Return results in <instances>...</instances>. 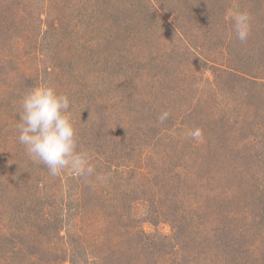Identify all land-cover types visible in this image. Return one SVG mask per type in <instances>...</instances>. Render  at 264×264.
I'll return each instance as SVG.
<instances>
[{"label":"rangeland","instance_id":"1","mask_svg":"<svg viewBox=\"0 0 264 264\" xmlns=\"http://www.w3.org/2000/svg\"><path fill=\"white\" fill-rule=\"evenodd\" d=\"M79 1L0 0V264H264V0H126L118 11L114 0L104 14L96 1L89 22L91 1L75 15ZM234 9L251 16L243 43ZM42 84L69 98L76 132L133 142L112 166L92 159V187L100 184L67 216L71 230L38 208L61 174L33 161L14 168L22 98ZM86 98L81 112L73 107ZM130 185L145 200L133 207L141 196L123 198ZM107 191L117 199L106 203ZM64 192L75 188L64 185L59 201ZM80 212L99 223L80 224ZM68 248L78 251L73 263Z\"/></svg>","mask_w":264,"mask_h":264},{"label":"clouds","instance_id":"2","mask_svg":"<svg viewBox=\"0 0 264 264\" xmlns=\"http://www.w3.org/2000/svg\"><path fill=\"white\" fill-rule=\"evenodd\" d=\"M231 20L236 39L242 43L247 41L250 14L234 9ZM70 107L69 98L57 92L54 85L42 84L31 88L22 98L17 139L27 155L34 162L46 166L51 176H58L65 170L82 177L91 176L95 169L88 155L77 151L76 129L69 114ZM168 116L167 111L162 112L158 116L159 122H164ZM189 135L197 138L200 132L191 131Z\"/></svg>","mask_w":264,"mask_h":264},{"label":"trees","instance_id":"3","mask_svg":"<svg viewBox=\"0 0 264 264\" xmlns=\"http://www.w3.org/2000/svg\"><path fill=\"white\" fill-rule=\"evenodd\" d=\"M51 1H53V0H51ZM86 1H84L83 3H81L79 1L78 2V7L74 8V9L76 11L75 15H79V14H82V13L85 12L84 16L86 15L87 18H85V19L88 22L93 17V7L95 6L94 2H96V1L99 2V4L97 3V5H98L97 8L99 7L98 10L100 9V11L103 14L107 13V11H110V10L113 12V10H114V3H113L114 0H90L91 3L89 4V10L85 8L84 12H82V10L79 7L80 6L81 7H88L87 6L88 3H85ZM58 3H59V0H58ZM80 4H82V5H80ZM126 4H127L126 0H118V1H116V4H115L116 11L121 10L123 8V6L126 5ZM66 5H70V7L67 8L68 11H70L71 7L75 6V2L74 1L73 2H68V3H66ZM56 8H58V7H56ZM67 22H70V21H67ZM116 22H124V20H123L122 17H118ZM168 23L170 24V22H168ZM58 29H59V26L57 24H56V29L54 28V26L51 25L52 32L54 30H58ZM47 33L48 32H42L41 31L40 35L38 36L37 41L40 43V39H43V36L47 37L46 36ZM130 67H129L128 63H126L125 61L122 62V69L125 71V74H127L126 75L127 81L130 80V79H134L135 76H136L134 71H132L133 69L130 68ZM46 72H47V70H45V73ZM35 75H36V77H39V71L35 72ZM83 99L81 100L80 103H78L77 105L74 104V106H73L76 109H78L80 112H81V110L79 109V108H81L80 105L82 104V106H83V105L87 104V101H88L87 98L85 99V101H83ZM95 104L96 103L94 102L93 105H95ZM95 107L98 109L99 104H97ZM70 111H71V109H69V114L72 117H75L74 112L72 113ZM96 113L98 114V116L100 115V113H98V112H96ZM98 118L100 119L98 121L99 125L101 123H105L106 122V120H104L103 114L101 115V117H98ZM76 131H78V130H76ZM129 137L130 136H125V134H121V136H115V135L102 136V135H100V137H98V136H96V133H94L92 135L89 134V133L87 135H85V134L81 135V133L76 132L77 147L80 146V145H83V146H85L87 148V146H88L89 147L88 148L89 149L88 150V153H89L88 157H89L90 164L92 165V159H94V162L97 159L99 162H101V164H98L99 166L110 165V164L112 166V164L116 161V158L119 156V154H121L120 153L121 150H127L128 148H130L132 146L133 142H129ZM21 146H22V149H21L20 157L16 156L15 155L16 153H14V158L16 157V160H14V161H16L14 163V168H17V167H15V165H18V163L23 162L22 166H21V169L23 167V170H26V169L30 168V166H31L30 161H33V160L27 155L24 146L23 145H21ZM92 146H95V148L91 149ZM94 152L97 153L95 157L91 155ZM7 156H4V158H6V159H4L6 161V165L5 166L8 165L7 167L9 168V165L10 164L12 165L13 163H12V161L9 162V159H7ZM27 161H29V163ZM94 162H93V164H94ZM26 163L30 164V166H28ZM11 167H13V165ZM8 168H7V170H8ZM94 169L96 171L95 167H94ZM66 174H67L66 179H64V176L62 174L59 176V177H61V179L58 182H61V183H58V187H57L58 189L56 190L55 193L53 192V196H50L51 194L50 195H43V202H42V204H39L38 208H40V209L45 211L46 215H43V216H46V217L48 216L49 217L48 220L56 221V223H60L61 222L63 224L64 228L67 227L69 230H71V225H70L71 217L68 218L67 216L70 214V212L72 213V211L75 209V207H79L80 211H82L87 206V203H91L92 202L90 200V195L85 193V191L89 192V190L91 189L92 182H91V176L82 177L80 175H77L76 173H73L70 170L68 171V173L66 172ZM23 175L24 174L22 172H19V170H17V169L15 170L14 169V180H17L21 176L23 177ZM49 178H53V177L50 176ZM71 182H73V184H71ZM82 184H84V185H82ZM98 184H100V182L95 183L93 185L92 189L97 190L96 188H97ZM17 185H19V184H17ZM17 185H15V186H17ZM64 185L75 188V194H71L72 192L71 193L64 192L62 194V196H64V197H62V200H61V198H59L61 200V201H59L57 199L58 198L57 195L58 196L60 195V191H62V188L64 187ZM117 194L118 193L115 194V193H111V191H107L105 195H108V196H105V198L107 197V199L104 200V201H106V203H109L112 200H116L117 199ZM142 194H143V191H142L141 188H139V186L130 185L129 186V190L126 191V192H123V198H125V199H134L138 195H139V197L141 196V198H140V200H138V202H134L133 200L131 201L130 205H131V207H133L134 203H138L139 204V202H144L145 201L144 198L142 197ZM63 202H65L67 204H63ZM69 202H72V203L68 204ZM98 205H99V210L101 212L102 208H100V204H98ZM190 205L192 207L191 200H189L188 203H186L185 205L182 206V207H184V208H181L182 215L181 216L180 215L177 216L178 217V225L180 227H182V225L184 224L183 221H185L188 218V216H190V208H189ZM172 206L173 207L176 206L175 205V201L172 204ZM31 207L33 208V205H31V204H30V206H27L28 211L32 210ZM56 210H58L59 215H58V217L53 218L52 216H50V214L55 212ZM72 214H74V212ZM78 220H79L80 224H81V221H84V222L87 221L89 223V225H91V226L94 225L93 222H98L99 223V220L97 218H92V217L88 218L82 212H80ZM55 226L58 227L57 225H55ZM65 245L66 244H63V246H65ZM66 251L68 253V256H66V259H68L70 262H72L73 260L75 261L76 257H77L75 253L78 252V251L70 250L69 248L66 249ZM87 253H88V250H87ZM91 254L93 255V257H95L93 253H91ZM87 256L90 259L92 258L89 255H87Z\"/></svg>","mask_w":264,"mask_h":264}]
</instances>
